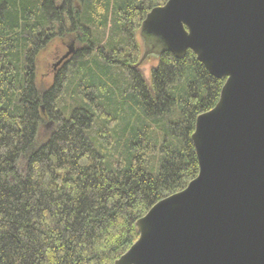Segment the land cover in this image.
I'll list each match as a JSON object with an SVG mask.
<instances>
[{"label":"trees","instance_id":"obj_1","mask_svg":"<svg viewBox=\"0 0 264 264\" xmlns=\"http://www.w3.org/2000/svg\"><path fill=\"white\" fill-rule=\"evenodd\" d=\"M166 1L0 0V264H112L137 239L136 220L197 176L190 135L196 117L216 104L223 80L191 52L181 60L160 54L147 82L134 67L135 33ZM92 29L124 36L125 48L94 45ZM61 38L74 39L75 65L96 52L104 67L128 72L123 94L140 107L130 117L153 132L140 138L128 123L130 161L114 172L87 137L94 117L76 108L64 118L58 109L63 70L49 89L35 85L34 58ZM182 83L187 89L180 92ZM175 108L179 118L172 120ZM157 151L153 175L147 157Z\"/></svg>","mask_w":264,"mask_h":264},{"label":"water","instance_id":"obj_2","mask_svg":"<svg viewBox=\"0 0 264 264\" xmlns=\"http://www.w3.org/2000/svg\"><path fill=\"white\" fill-rule=\"evenodd\" d=\"M136 36L135 68L191 52L223 85L190 135L197 176L136 220L112 264H264V0H167Z\"/></svg>","mask_w":264,"mask_h":264},{"label":"rangeland","instance_id":"obj_3","mask_svg":"<svg viewBox=\"0 0 264 264\" xmlns=\"http://www.w3.org/2000/svg\"><path fill=\"white\" fill-rule=\"evenodd\" d=\"M91 33L92 43L103 46L106 51L114 48H125L124 36H119L116 32H109V30L95 32L92 29ZM41 40L43 41L45 38H41ZM67 41V39L62 38L51 41L34 58L35 85L37 88L47 90L54 84L55 77L52 74V65L56 62V57L66 53L67 48L62 46V42L66 44ZM134 41L139 47L140 39L136 33ZM75 60L76 58L66 66L58 68L59 72L63 70L66 78L59 98L58 109L64 118H68L76 108H81L94 117L91 128L86 132L87 137L101 154L106 169L114 172L118 163L125 164L130 161L127 155V151L131 149L129 143L131 131L127 129L128 123L136 125V135H139L140 138L143 135L148 138V134L153 135V132L142 128V125L135 118L130 117L132 110L136 116H139L140 107L132 104L129 94H123L130 88L131 84L127 71L119 66L104 67L102 59H99L96 52L87 57L88 61L83 66L78 63L75 65ZM151 67L150 61L139 66L146 82ZM177 88L180 92L187 89L184 83L178 85ZM170 115L172 120L178 119L179 111L177 108L173 109ZM146 123L150 124L149 121ZM50 130L51 126H44V136ZM146 166L153 175L158 173L160 168L158 151L147 157Z\"/></svg>","mask_w":264,"mask_h":264},{"label":"flooded vegetation","instance_id":"obj_4","mask_svg":"<svg viewBox=\"0 0 264 264\" xmlns=\"http://www.w3.org/2000/svg\"><path fill=\"white\" fill-rule=\"evenodd\" d=\"M62 46H66V48H67V51H68V47H70V46H73V48H74V52H72L66 59H64V60H62L56 67H55V64H57L58 62H59V60L62 58V56H64V55H61L60 57H56L55 58V63L52 65V74H53V76L56 78L59 74H60V72L58 71L60 68L59 67H63V66H66L67 64H69L73 59H74V57H75V54H76V52L78 51L76 48H75V42H74V39H69L67 42H66V44L65 43H63L62 42ZM66 51V52H67ZM59 68V69H58ZM46 127L48 126H51V123H47L46 125H45Z\"/></svg>","mask_w":264,"mask_h":264}]
</instances>
